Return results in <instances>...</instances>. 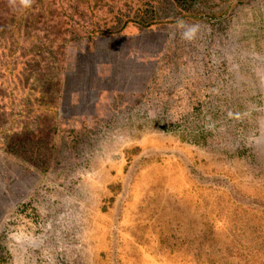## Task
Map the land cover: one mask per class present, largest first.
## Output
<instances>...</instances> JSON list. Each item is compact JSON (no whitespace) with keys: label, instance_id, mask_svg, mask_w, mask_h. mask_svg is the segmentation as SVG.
<instances>
[{"label":"rangeland","instance_id":"374dc122","mask_svg":"<svg viewBox=\"0 0 264 264\" xmlns=\"http://www.w3.org/2000/svg\"><path fill=\"white\" fill-rule=\"evenodd\" d=\"M0 129V264H264V0H0Z\"/></svg>","mask_w":264,"mask_h":264},{"label":"clouds","instance_id":"9594fccd","mask_svg":"<svg viewBox=\"0 0 264 264\" xmlns=\"http://www.w3.org/2000/svg\"><path fill=\"white\" fill-rule=\"evenodd\" d=\"M23 3L27 5L30 3V0H23Z\"/></svg>","mask_w":264,"mask_h":264},{"label":"trees","instance_id":"16d2710c","mask_svg":"<svg viewBox=\"0 0 264 264\" xmlns=\"http://www.w3.org/2000/svg\"><path fill=\"white\" fill-rule=\"evenodd\" d=\"M12 29H13V27H12ZM11 53H13V52H11ZM30 55H32V53H27V56H30ZM8 65V64H7ZM59 92V91H58ZM59 95V94H58ZM53 107H55L54 105L52 106V108ZM0 131H1V129H0Z\"/></svg>","mask_w":264,"mask_h":264}]
</instances>
